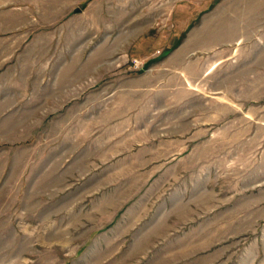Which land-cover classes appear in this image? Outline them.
Returning <instances> with one entry per match:
<instances>
[{
  "label": "rangeland",
  "instance_id": "obj_1",
  "mask_svg": "<svg viewBox=\"0 0 264 264\" xmlns=\"http://www.w3.org/2000/svg\"><path fill=\"white\" fill-rule=\"evenodd\" d=\"M0 264H264V0H0Z\"/></svg>",
  "mask_w": 264,
  "mask_h": 264
},
{
  "label": "water",
  "instance_id": "obj_2",
  "mask_svg": "<svg viewBox=\"0 0 264 264\" xmlns=\"http://www.w3.org/2000/svg\"><path fill=\"white\" fill-rule=\"evenodd\" d=\"M77 11H80V9L78 8Z\"/></svg>",
  "mask_w": 264,
  "mask_h": 264
}]
</instances>
